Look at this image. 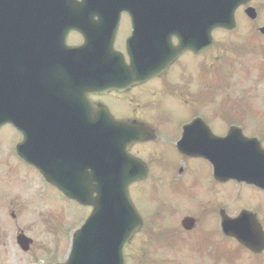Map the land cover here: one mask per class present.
<instances>
[{
    "label": "flooded vegetation",
    "instance_id": "1",
    "mask_svg": "<svg viewBox=\"0 0 264 264\" xmlns=\"http://www.w3.org/2000/svg\"><path fill=\"white\" fill-rule=\"evenodd\" d=\"M248 7L263 8L264 0H250L246 5H241L235 11L236 27L227 31L225 29H215L212 31L213 44L211 47L199 50L195 54L191 50L183 51L176 61L169 67L166 74L154 78L144 83L143 89L149 86V82L155 84L157 92L175 96L174 112L169 115L173 119L170 122L158 118L154 124L150 125L154 132V137L149 140L153 146L157 147L155 157H150L157 172V184L159 194L162 198L172 195L173 204H183L188 211V216L194 220V228L189 231L192 238L196 239L203 249L210 240L218 238V243L232 241L222 233L220 223L225 214L237 216L241 212L247 213L248 227L250 233L264 237V202L256 196L264 195V189L253 184L238 182L235 180H222L214 176L225 168V136L229 131L234 132L240 141L246 138H256L264 147V138L255 131L252 124L253 116L247 111L240 113L237 103L227 104L225 102V90L227 85V74L225 68V58L235 52L241 59L243 51H254L258 38L262 41L264 35L259 29L264 26V16L260 13L254 20L246 18L244 12ZM241 19L242 22H239ZM93 20H97L93 17ZM126 25V26H125ZM119 28L116 30L113 46L122 52L125 60L129 58L126 54V41L131 34V22L127 12L120 15ZM227 34L233 40L240 42L234 48L231 47ZM85 41L82 33L69 32L67 43L72 47L80 46ZM173 44L178 43V38H172ZM71 59L64 56V60ZM217 62L216 65H214ZM252 85L250 93L256 89ZM153 86V85H151ZM131 88L127 94H133L127 101L121 93L117 96L129 104L133 115H126V107L123 111L119 104L111 107V112L116 118H127L132 121L142 122L140 105L136 103L138 90ZM111 94V93H110ZM109 94V95H110ZM108 96L92 95L91 99L97 103L104 104ZM110 97H114L111 95ZM109 100V99H108ZM131 103V104H130ZM155 110V109H154ZM124 116V117H123ZM185 137L186 142L178 144L180 139ZM197 144L206 142V155L194 154L186 150H193V142ZM192 142V145L189 143ZM263 143V144H262ZM168 144L166 147L162 145ZM137 152L149 149L145 144H138ZM167 147L173 152V156H168L167 152L162 153ZM160 151V152H159ZM218 160V168L214 167L211 158ZM147 162V161H146ZM148 163V162H147ZM149 165V164H148ZM247 168H240L241 171ZM253 222L256 223V230ZM259 225L262 231L259 230ZM228 239V241H227ZM234 244V257L240 263L241 251L251 256L253 262L249 264H264V244L262 251L251 253L243 248L237 241Z\"/></svg>",
    "mask_w": 264,
    "mask_h": 264
},
{
    "label": "rangeland",
    "instance_id": "2",
    "mask_svg": "<svg viewBox=\"0 0 264 264\" xmlns=\"http://www.w3.org/2000/svg\"><path fill=\"white\" fill-rule=\"evenodd\" d=\"M260 42L262 44H257L256 46H264V39L262 41L260 40ZM227 43L230 44L232 48L240 44V42L233 39H230ZM258 55L259 58L255 56L254 53L251 54V51L247 50L241 53V59H239L238 55H235V52H233L232 54H228L226 56L225 67L227 78L229 81L231 80L234 85V91L237 92V94H233V96L238 99L240 113L243 111H247L254 117L252 120V124H254L255 126V131H257L259 135L264 138V81L257 82V79L260 76V69L264 67V63L262 62L264 61V57H262L264 56V54L259 52ZM237 60H241L239 61V64L242 66H238L235 64V61ZM255 81L257 82L256 89L253 91V93H250L252 85L254 87ZM247 88L249 89V92L246 91ZM110 102L112 103V105H115L117 103L114 99H111ZM137 103L143 109V111H141L140 113L142 114L141 120H143L144 122L154 124L158 118H163V120L167 122H170L173 119L172 117L168 120L169 115L174 112V100L172 96L162 91L157 92L155 85H149L142 89L138 94ZM119 106L121 108V111H123V106ZM126 115H133V111L131 108L126 109ZM2 130L3 129H1L0 131ZM9 133H11L10 130H4L1 132L2 135H0V173H2V176L0 175V200L4 199V194H8V189L13 187V185L17 182V177L23 179V175L26 174L31 178L33 182L36 181V176H33L31 174V171L28 168L29 166H27L20 159H16L10 152V143H15L17 139H11L12 135ZM167 145L168 144H164L162 145V147H166ZM156 149L157 148L155 146H152L149 149H145L143 151L144 156L141 157L145 161L149 162V156H155ZM166 152L168 156H173V152L169 147H167L166 150L162 151V153L165 154ZM153 174L154 175L149 180L150 182H148L149 184L145 186L143 190L138 194V201L140 200L139 205H141L142 209L147 210L149 214L155 213L158 206L156 192L157 172H155L154 169ZM19 186L20 188L23 187V190L28 192V195L34 192H40L42 198L45 200L41 204H39L41 206L37 205L38 203H40L39 201L33 202V204L28 209L27 207H24L22 212L20 213L21 218L18 220L19 229L22 230L26 235L33 238V245L30 248V253L28 254V256L27 254H23V256L21 255L20 249L16 244H14L11 237L9 238L7 236L5 238V236H0V264H37L35 260L36 258L43 259L45 261L51 260L52 262H62L66 256L65 252H63L65 245H67L66 239H68L66 229L70 226L73 227L76 224V221L82 219V217L86 214H84L81 209H76L74 203L65 200L60 192H58V190H56V188L52 187L51 185L46 186L45 188H39L38 190L37 186H28V183L25 182L22 184V186ZM153 190L155 191L154 198L156 202L154 204H150L148 201V196H151ZM28 195L22 194L19 195V198H25L28 200ZM256 198L261 200V202H264V195H258L256 196ZM30 201H33V199H30ZM171 201V197L165 198V202L169 203ZM42 206L45 207L46 210H49L53 214L57 215L58 224L56 223V220L50 217L38 216V211L43 208ZM21 207L22 206H19V210L21 209ZM57 227L60 228V234L56 233V235L54 236V232ZM3 228L4 221L2 226L0 227V230ZM9 231H11V229ZM0 232L4 235V232ZM153 232L157 233L156 230ZM152 235L153 233L150 236ZM63 237L65 240H63ZM144 238H146L144 234L137 237L134 240L132 246L128 249L127 264H142L143 261L140 262L139 257L144 251L146 252L144 259H148L149 261H151V263L147 264H157L156 262L159 263V257L162 258V256L161 254L157 253L158 250L153 249L154 240L152 239L147 243H143L142 240ZM55 240L56 245L54 243ZM149 243L150 247H146V245H148ZM47 246H52L57 251L54 252L52 247V249L46 251ZM233 250L234 249L230 250L229 252H225V256H231L232 258H234L235 255L233 253ZM193 258L197 259L195 257ZM218 258L219 262H217V260H214V264H235V262L232 263V261H230L228 258L227 260H221L220 255L218 256ZM196 262L199 261L193 260L191 263L196 264Z\"/></svg>",
    "mask_w": 264,
    "mask_h": 264
},
{
    "label": "water",
    "instance_id": "3",
    "mask_svg": "<svg viewBox=\"0 0 264 264\" xmlns=\"http://www.w3.org/2000/svg\"><path fill=\"white\" fill-rule=\"evenodd\" d=\"M230 1L235 3L233 6L235 7V5L240 3L239 1L242 0H221L222 4L220 7L216 9L210 8V24L215 23V25H220L219 23L222 24L226 20H232L233 8L229 6ZM28 3H31L32 5H28ZM27 6L41 7L42 0H0V14L2 15L0 35L2 39L18 40L23 43L36 39L37 36H32V31L24 18L25 13L27 14L25 10ZM66 7L69 8L72 6L66 5ZM224 13H227V19H225ZM230 21L228 23H230ZM232 22L233 21H231V23ZM121 79L122 78L119 77V81H122ZM42 83L43 79L37 78L34 80L35 92L37 89H41L39 93L40 102H43L41 96L43 87ZM3 93L6 94L5 86L3 87ZM2 97L4 98V96ZM35 101H38V99L35 98ZM83 103L87 107V103H85L84 98ZM5 110L8 111L7 107H5ZM5 110L3 107V113L0 115V120L2 121L7 120ZM88 122L87 128L91 129L92 133L96 134L97 137L96 140L92 142L94 150L90 146L91 140L88 139L86 144H84L88 146V161L85 162V165L83 164L81 166L82 172L78 173L80 187L77 189L75 188V190L79 191L81 194L85 193V199L80 200L75 194H73L74 192H71V188L64 185L61 177L65 175L63 173H59L54 165L48 166L47 157L43 158L39 153H36L33 157L27 156L28 138L25 133L24 141L21 146L24 151L22 156L27 161L33 162L39 166L42 170H47V173H44V176L60 190L64 191L68 196L85 203L92 204L90 195L92 191L95 190V187H92L93 181L97 180L98 182H101V185L97 188V202H101L103 207H105V205L108 206V208L112 207L110 215L112 218L107 223L104 221V226L106 228V231L104 232L103 230H97L100 227L104 228V226L103 224L97 223V219H94L100 212L94 211L92 213V216L87 220L86 225L74 237L72 252L67 264H114V262L117 264H124L122 261V249L140 225L137 213L127 200L128 198L126 192L127 184L132 179L137 178L135 173H132L131 171L128 172V169L126 168L127 165L133 166L135 162V159L130 158L126 152L128 145L134 141L135 138L134 136L130 139L121 138V140L117 142L118 149L117 153H115V144L111 145L108 141V144L106 145L99 136L100 134L96 130L99 125H94L90 120H88ZM83 126L86 127L85 125ZM115 126H117V129H123L120 125ZM28 136L31 142L33 139L32 135ZM34 141L41 143L42 134L40 135L39 133H36V135H34ZM120 142H122V147H119ZM124 159L126 162L122 164L123 168L118 170L115 165L116 162L122 163L121 161ZM88 169L91 170L90 173L86 171ZM230 227L229 230L233 228ZM18 241L23 249H27L29 240H25L23 236H19ZM118 251H120L119 260H117Z\"/></svg>",
    "mask_w": 264,
    "mask_h": 264
}]
</instances>
